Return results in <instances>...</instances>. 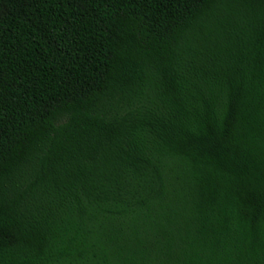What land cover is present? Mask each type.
Listing matches in <instances>:
<instances>
[{
    "label": "trees",
    "instance_id": "trees-1",
    "mask_svg": "<svg viewBox=\"0 0 264 264\" xmlns=\"http://www.w3.org/2000/svg\"><path fill=\"white\" fill-rule=\"evenodd\" d=\"M0 264H264V0H0Z\"/></svg>",
    "mask_w": 264,
    "mask_h": 264
}]
</instances>
